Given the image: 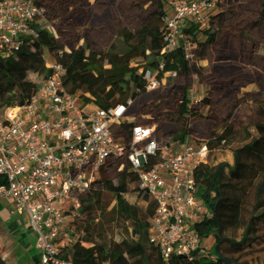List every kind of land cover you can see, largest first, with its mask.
<instances>
[{
  "label": "built area",
  "instance_id": "1",
  "mask_svg": "<svg viewBox=\"0 0 264 264\" xmlns=\"http://www.w3.org/2000/svg\"><path fill=\"white\" fill-rule=\"evenodd\" d=\"M169 3L162 53L180 50L189 68L196 69L188 29L207 27L217 2ZM46 24L42 0H0V55L36 40L37 29H46ZM48 67L50 73L27 103L6 106L0 113V177L5 180L0 198L9 201V213L24 218L36 236L39 263L72 264L70 252L76 240L72 220L81 196L102 185L104 170L113 173V180L131 173L136 186L154 202L149 239L164 260L172 256L213 260L214 251L195 230L210 216L195 178L197 169L208 161L207 141L187 136L177 150H171L159 142L153 125L132 120L134 100L88 111L89 105L82 107L78 96L63 86L65 68L56 61ZM144 80L148 92L162 84L151 70L145 71ZM124 125L126 129L117 134L115 130Z\"/></svg>",
  "mask_w": 264,
  "mask_h": 264
},
{
  "label": "trees",
  "instance_id": "2",
  "mask_svg": "<svg viewBox=\"0 0 264 264\" xmlns=\"http://www.w3.org/2000/svg\"><path fill=\"white\" fill-rule=\"evenodd\" d=\"M145 1L154 8L134 27L120 25L115 38L106 43L101 55H95L89 47L90 37L98 38L94 32H85L77 47H68L45 28H38L39 37L22 45L17 52L0 55V113L6 106L27 103L38 90L51 71L43 53L53 50L55 61L65 68L63 86L78 96L82 107L93 105L108 109L135 100L146 93L144 73L151 70L157 72L165 84L166 100L177 98L172 95L174 84L183 77L184 88L178 99L190 111L191 121L202 118L200 108L189 106L187 100L193 70L199 69V82L206 84L204 75H207L209 59L212 63L232 59V34L245 37L251 27L264 33V0H251L258 11L252 23L230 20L224 28H216V21L225 19L224 13H218L211 16L207 27L198 31L190 29L197 59V68L193 70L180 50L162 53L166 32L165 0ZM230 1V13L234 18L238 17L234 0ZM45 2L47 0H42L43 4ZM199 34L203 36L201 41L197 39ZM59 51L61 55L57 54ZM160 64L164 65L163 70L159 69ZM33 76L40 77V81H35ZM257 114H264V110ZM212 121L215 125L209 138L205 139L208 161L197 169L195 176L197 192L210 216L198 222L195 230L202 240L213 235L214 259L172 256L164 260L159 248L149 239L148 220L154 215V202L137 186L132 189L136 177L126 172L115 180L113 174L106 177L100 187L81 196V206L71 223L76 237L70 252L72 264H250L231 259L230 254H240L264 241V117L258 118L253 125L257 136L251 134L249 127L241 128L232 122L230 113L224 120ZM156 123L174 125L175 132L168 138L167 145L172 142L182 144L189 134L188 123L174 119L169 111L156 119ZM235 142L232 164L213 159L219 146ZM4 183L0 177V185ZM131 194H137L146 207L131 204L127 199ZM250 195L253 202L249 205ZM124 224L129 226L131 238L119 239L118 246L124 253L111 263L113 233L117 226ZM32 261L40 264L37 257Z\"/></svg>",
  "mask_w": 264,
  "mask_h": 264
},
{
  "label": "rangeland",
  "instance_id": "3",
  "mask_svg": "<svg viewBox=\"0 0 264 264\" xmlns=\"http://www.w3.org/2000/svg\"><path fill=\"white\" fill-rule=\"evenodd\" d=\"M226 4V5H225ZM224 4L227 10L231 9V1L227 0ZM47 7V24L46 29L52 33L55 37L61 38V40L67 44V46L77 47L83 38L85 32H94L97 37L91 36L89 47L94 50L95 55H101L102 49L105 47L106 43L115 38L116 33L122 24H127L130 27H134L137 22L144 19L147 13L151 11L154 6L146 2L145 0H47L45 2ZM169 1L165 0V8L168 9ZM218 5V4H217ZM220 7V3H219ZM198 31V29H197ZM199 41L203 39V36L199 34L197 37ZM44 61L46 66L55 62L56 52L53 50L44 51ZM208 66L206 73L204 75L207 83L218 81L222 87L221 96L217 104L214 105L211 93V85L201 86L199 82L198 71L193 70V75L191 78V89L188 92V104L189 106H196L200 108L203 117L198 120L191 121L190 111L187 107L181 104L178 97L182 94L184 88V78L179 77L174 84V92L172 95H176L177 98L173 101L166 100L164 95L166 93L165 84H162L159 89L148 92L136 98L133 102V106L130 109L131 115H133L132 120L134 122H147L155 127V135L160 143L167 145L168 138L175 132V127L173 124L162 123L157 124L156 119L162 117L165 111H169L174 119H180L189 125V138L193 141L208 139L210 136V131L214 127L213 119H218L216 110L221 111L229 110L233 102L235 105L232 108H237L234 112H230V120L241 128L249 127L250 132L253 136H257V132L253 127L254 123L258 121L256 117L253 116V109L250 107V103L239 102L244 99V97H250L247 89L251 86L256 85L261 91H264V77L258 75L244 74L241 76L242 71L238 70V73L232 77L227 78H214L221 70L215 71L214 65L211 60H208ZM236 71L233 69V72ZM195 76V77H194ZM35 81L39 82L40 77H32ZM223 79V80H222ZM164 83V82H163ZM209 86V87H208ZM210 88V90L208 89ZM199 100L198 103L195 101ZM206 101V102H205ZM238 103V104H237ZM95 109L93 105L87 107L88 111ZM231 109V108H230ZM230 111V110H229ZM233 112V113H232ZM126 128L116 129V133L120 134ZM234 141V140H232ZM237 145V142L231 144H225L219 146L214 154L213 159L216 162H227L229 164L233 163L232 148ZM180 143L172 142L169 144L171 150H177ZM111 171L104 170V178L112 176ZM136 188V183L132 184V189ZM131 204L143 205L141 198L137 194H131L127 197ZM3 205L8 202L4 199H0ZM253 196L250 195L248 204H252ZM67 208V206H66ZM2 211V210H1ZM0 211V212H1ZM5 210L3 209V212ZM10 211V206H9ZM112 211V210H111ZM10 214V213H9ZM15 217L14 215H11ZM3 225L8 234H11L13 243L15 244V253H18L19 249L24 247L21 245L25 242L26 237H28L29 243L34 247L36 244V236L29 230L27 232L25 223L26 220L22 221L20 226L21 231L27 232V234H22L21 231L17 230V224L13 228L15 222L11 218L4 219ZM149 223V220H148ZM1 225V223H0ZM73 230V227H71ZM14 232V233H12ZM1 226H0V253L6 254V264H25L30 263L29 256L28 261L26 258H21L23 262H18L14 258V255L8 253V249L11 247L9 241H5L3 238ZM120 238L130 239L131 233L128 225L124 224L122 227L117 226L113 233V247L111 251V260L113 263L115 259L123 254L124 252L118 246V241ZM205 245L214 251L215 240L213 235L205 240ZM20 255V254H18ZM231 259H235L238 262H248L250 264H264V241L261 244L256 245L252 249H248L240 254H230ZM17 261V263H16Z\"/></svg>",
  "mask_w": 264,
  "mask_h": 264
},
{
  "label": "crops",
  "instance_id": "4",
  "mask_svg": "<svg viewBox=\"0 0 264 264\" xmlns=\"http://www.w3.org/2000/svg\"><path fill=\"white\" fill-rule=\"evenodd\" d=\"M216 2L218 5H217L216 10L213 12L212 16L218 13L225 14V19L223 21H216V28H220V29L224 28L230 20H236L238 22H241L243 20V21L252 23V20L255 19L257 16V12H258L257 6L254 3H251V0H234L233 5L235 6V11L238 14V17H235V18L233 17L232 13H230V10H227L226 6H224L227 0H216ZM219 3H220V7H219ZM166 13H170L169 5H168V9H166ZM191 29L197 30L196 28H191ZM192 30L188 29V32L191 33ZM246 35L247 36L245 37L241 35H237V34L231 35V41L233 42V45H234V52L232 54V59L230 61H221V62L213 63V65L215 66L214 67L215 71L217 70L222 71V72H219L217 75L215 74V77H214L215 79L218 77L219 78H227V77L230 78L233 75L237 74L239 69L240 71H242L241 76H243L244 74L246 75L248 74L249 77H251V75L253 76L258 75V76L264 77V33H260L257 27H251L247 29ZM233 69L236 71L233 72ZM207 84H201V86H205V85L207 86ZM208 85H211L210 97H212V100L214 101V105H215L217 104L219 99L222 98L221 96L222 87L218 81L211 82ZM210 88L208 89L210 90ZM245 92H248L249 94H251V96L244 97V99L238 101V103L239 102H242V103L249 102L250 107H252L253 109L252 110L253 116L256 117L257 119L263 118L264 114L262 115L257 114V111L264 110V91H261L258 86L253 85L249 89H247V91ZM235 102H233L232 103L233 105L229 107L230 111L229 110L221 111L220 109L216 110L218 118L220 120L226 119L228 114L231 112V110L234 112L236 109H238L239 106H237V108H232L235 105ZM6 201L8 202L6 205H3L0 202V211L2 210L0 212V223H1L0 226L3 232L2 233L3 238L5 239V241H9L10 242L9 244L11 245V247L8 249V253L10 254V256L14 255V258L18 260V262H23L22 260L23 258H26L25 261H28L27 257L29 256L30 263H25V264H34L32 261V258L37 257L36 250H35V246L33 247L29 243L28 237H26L25 242L21 243V245H23L24 247L19 249L18 253H15L16 246L13 243V240L11 237L12 235L7 233L2 221L7 218L13 219L15 223L11 225V227L13 228L17 224L16 231L17 230L21 231L20 226L22 224L23 218L20 216H15V217L10 216L9 214L10 203L8 200ZM3 209L5 210L4 212H3ZM25 226H26L27 232L29 233L27 223H25ZM27 232L21 231L22 234L23 233L27 234ZM5 256L6 254L2 255L0 253V260L2 261L3 264H6L7 257Z\"/></svg>",
  "mask_w": 264,
  "mask_h": 264
},
{
  "label": "water",
  "instance_id": "5",
  "mask_svg": "<svg viewBox=\"0 0 264 264\" xmlns=\"http://www.w3.org/2000/svg\"><path fill=\"white\" fill-rule=\"evenodd\" d=\"M0 264H3V263L0 261Z\"/></svg>",
  "mask_w": 264,
  "mask_h": 264
}]
</instances>
